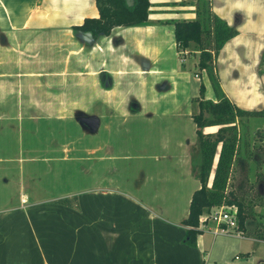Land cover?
I'll use <instances>...</instances> for the list:
<instances>
[{
  "label": "crops",
  "instance_id": "crops-1",
  "mask_svg": "<svg viewBox=\"0 0 264 264\" xmlns=\"http://www.w3.org/2000/svg\"><path fill=\"white\" fill-rule=\"evenodd\" d=\"M211 3L213 12L238 30L217 54L222 91L242 109L261 108L264 0ZM150 4L147 24L115 26L107 35L93 36L74 25L98 17L95 0H0V105L5 103L12 131V80L25 77L27 93L55 94L19 102L17 110L43 109V119L73 124L85 133L90 176L66 181L72 189L46 198L32 187L18 188L15 165L0 168V176H10L0 182V264H217L213 251L224 250L227 238L204 231L191 245L182 223L192 193L201 186L191 162L197 147L192 113L199 82L204 97L217 101L204 71L190 77L185 70L187 56L195 58L191 67L198 66V52L179 54L170 21L194 19L195 6L180 0ZM43 55L50 61L58 58L59 69L13 70ZM167 78L174 87L168 92L163 88ZM38 114L28 117L36 122L42 119ZM182 117L186 133L172 141L170 124L176 126ZM155 118L167 127L160 128ZM142 124L150 136H142ZM63 127L57 125L60 131ZM217 128L203 130L215 133ZM67 142L63 155L85 152L76 144L70 152ZM8 157L15 163L16 153Z\"/></svg>",
  "mask_w": 264,
  "mask_h": 264
},
{
  "label": "trees",
  "instance_id": "trees-1",
  "mask_svg": "<svg viewBox=\"0 0 264 264\" xmlns=\"http://www.w3.org/2000/svg\"><path fill=\"white\" fill-rule=\"evenodd\" d=\"M98 17H88L75 30L84 33L107 35L115 26L143 25L149 22L150 0H95ZM194 19L170 20L174 24V36L179 54L198 52L199 72L208 75L217 101L204 97L201 81L198 96L193 99L197 110L192 118L196 127L198 152L192 155L193 171L201 184L192 193L187 216L182 220L187 226L185 239L196 244L201 232L199 217L213 207L236 206L238 231L245 237L264 241V157L255 159L264 151V106L255 110L242 109L233 104L222 91L216 70L217 54L224 44L238 33L235 26L215 14L211 0H194ZM168 22V21H167ZM264 70V57L260 62ZM201 77V76H200ZM261 118L263 126L255 132L259 143L251 142L247 130L240 125L250 118ZM239 123V124H238ZM217 126L215 133L205 132L204 127ZM255 159V183L250 182L252 162ZM239 176V185L236 179ZM261 183L263 187H256ZM261 210L257 211L256 207ZM253 222L252 227L248 224Z\"/></svg>",
  "mask_w": 264,
  "mask_h": 264
},
{
  "label": "rangeland",
  "instance_id": "rangeland-1",
  "mask_svg": "<svg viewBox=\"0 0 264 264\" xmlns=\"http://www.w3.org/2000/svg\"><path fill=\"white\" fill-rule=\"evenodd\" d=\"M180 3L185 5H190L194 3V0H180ZM176 4V3H171ZM48 55H43L33 60L27 61L22 66L14 67L16 74L20 72L23 74L31 73V72H50L54 69H59L57 64V59H42V57H46ZM186 67L185 70L189 73L190 77H195L194 72H199L198 66H192L191 64L195 61V58L192 56L186 57ZM182 67V66H181ZM59 71V70H58ZM14 81V89L13 95L10 100H8V104L12 100L14 103L13 116L15 117L14 121V130L12 131L10 118L5 116V103L1 104L0 107V116L3 115L2 120L0 121V168L8 167L9 165H15L18 174L16 175L18 185H22L21 187L34 188L38 194L37 196L43 197V194H46L45 197H53L63 191H69L72 189V186L66 181H74L75 179H83L89 180V157L86 151L88 138L85 133H81L77 127H74L73 124L62 123L59 124L56 119L48 118L47 120L43 119L41 116V111L43 109L33 108L31 110L28 109H19L17 110L16 106L19 102L27 103L29 100H46L49 96L54 95L55 93L43 92L42 90L36 91V93H27V80L25 77L13 79ZM165 83L164 91L168 92L174 89V87L168 83V78ZM200 83V82H199ZM175 84V81H174ZM192 89L193 82L191 81ZM22 87V90H21ZM162 90V89H161ZM62 91H60L61 94ZM194 91H191L193 94ZM196 97L199 95L197 91L194 93ZM32 96V97H29ZM194 103V102H193ZM2 110V111H1ZM197 107L194 104V110L196 111ZM38 114L42 119H37L36 122H33L28 117L29 113ZM37 116V115H36ZM155 123L160 128L167 127L165 124H161V120L158 118L153 119ZM178 121V119H176ZM145 123V121H144ZM66 124V125H65ZM239 124V123H238ZM244 124L246 125H238L241 132L245 133V130L248 131L250 135V141L257 142L258 138H255V132L259 127L263 126V123L258 119L250 118ZM10 125V126H9ZM57 125H61L62 127L66 126L69 130L60 131L57 128ZM85 125V124H84ZM173 124H170L169 131L170 136H168L172 141L181 140L182 136L186 133V130L183 128L186 126V121L182 117V121L172 127ZM148 125H141L142 136H150L149 131L147 130ZM180 129L183 130L180 131ZM82 134V135H79ZM165 135V134H164ZM14 138V140H13ZM65 141H69L68 148H70V152L72 150V146L76 144L77 146H81L82 150L85 151L83 153H76L70 155H63L62 145ZM132 141L134 143L133 147L136 146L135 134L133 132ZM147 142V141H146ZM143 142V143H146ZM48 144H53L54 147H50ZM139 140H138V150H139ZM149 147V146H146ZM85 148V149H84ZM146 152L148 150L145 149V146L142 147ZM149 149V148H148ZM198 149L193 147L192 155L196 154ZM16 153L15 163L12 162V159L9 160L10 154L11 157ZM145 153V152H144ZM6 156V157H5ZM264 157V151L259 155H256L255 159L259 157ZM136 158H140L136 156ZM255 159L252 162V169L250 175V182L255 183V172L256 165ZM11 161V164H9ZM264 171V169H263ZM4 176L10 177L9 175L2 174L0 176V182ZM14 175L11 176L12 182L14 183ZM11 180V179H9ZM8 180V181H9ZM236 183L239 185L240 178L239 176L236 179ZM89 182V181H88ZM261 184V183H260ZM259 183L256 184V187H263ZM20 185L18 188L20 189ZM49 186V187H47ZM54 186V187H51ZM264 189V188H263ZM24 191V190H23ZM21 193V191H19ZM257 211L261 210L260 206L256 207ZM254 225L253 222L248 224V227H252ZM230 235V236H228ZM236 232H232L231 234H223L222 236H217V238H227V244H224L225 249L220 251L219 248H215L212 254V257L216 259L217 264H264V242L263 241H254L249 238H239ZM239 257V259L236 258Z\"/></svg>",
  "mask_w": 264,
  "mask_h": 264
},
{
  "label": "built area",
  "instance_id": "built-area-1",
  "mask_svg": "<svg viewBox=\"0 0 264 264\" xmlns=\"http://www.w3.org/2000/svg\"><path fill=\"white\" fill-rule=\"evenodd\" d=\"M236 214L237 207L234 205H221L220 207H213L210 211L204 212L199 217L198 229L201 231L200 233L208 231L214 236L231 234L232 232L242 235L238 231Z\"/></svg>",
  "mask_w": 264,
  "mask_h": 264
},
{
  "label": "water",
  "instance_id": "water-1",
  "mask_svg": "<svg viewBox=\"0 0 264 264\" xmlns=\"http://www.w3.org/2000/svg\"><path fill=\"white\" fill-rule=\"evenodd\" d=\"M129 1V0H128ZM87 35H89L88 33H87Z\"/></svg>",
  "mask_w": 264,
  "mask_h": 264
}]
</instances>
